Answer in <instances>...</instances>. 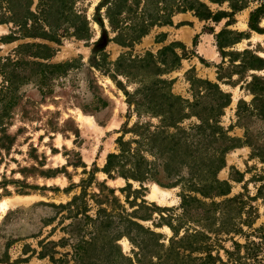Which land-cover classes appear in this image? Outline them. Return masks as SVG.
I'll use <instances>...</instances> for the list:
<instances>
[{
	"label": "rangeland",
	"instance_id": "obj_1",
	"mask_svg": "<svg viewBox=\"0 0 264 264\" xmlns=\"http://www.w3.org/2000/svg\"><path fill=\"white\" fill-rule=\"evenodd\" d=\"M103 1H0L5 22L0 24V264H178L175 257L158 261L153 254L139 262L138 249L126 237L115 244L105 237L93 240L88 219L101 221L99 211L112 213L116 203L128 215L136 212L134 221L160 236L164 248H153L157 253L169 248L171 239L196 236L219 258L213 264H264V124L256 117L238 122L236 116L240 102L249 106L255 94L264 93V68L256 62L264 61V16L250 25L259 2L248 0L228 17L231 2L199 0L225 17L214 22L193 12L174 13L171 26L153 27L131 47H122L114 41L117 32ZM22 16L27 19L11 22ZM171 44L181 60L160 78L129 62L147 53L157 59ZM201 45L215 57L202 54ZM123 54L129 61L119 64ZM157 79L171 81L172 94L188 103L203 89L199 82L218 84L231 97L220 126L240 146L221 154L217 145L193 144L168 156L152 148L143 155L147 161L162 164L169 158L181 172L167 177L159 168L153 177L158 182L105 174L108 155L119 154L120 138H135L130 131L137 123L170 136L201 124L195 116L173 128L158 116L137 117L128 95ZM220 157L223 167L214 177L227 194L204 197L174 185L180 178L213 179L207 171ZM156 188L167 192L165 202L149 199ZM183 194L195 199L186 211ZM79 197L71 207L55 208ZM227 225L236 232L225 231ZM178 250L191 260L204 257L201 251Z\"/></svg>",
	"mask_w": 264,
	"mask_h": 264
},
{
	"label": "trees",
	"instance_id": "obj_2",
	"mask_svg": "<svg viewBox=\"0 0 264 264\" xmlns=\"http://www.w3.org/2000/svg\"><path fill=\"white\" fill-rule=\"evenodd\" d=\"M210 1L212 3H219L224 0ZM226 1L231 2L232 13L228 17H232L236 12L241 11L245 7L248 0ZM252 1L259 2V7L250 14V25L253 26L260 16H264V0ZM103 4L107 6L105 13L109 25L113 31L117 32L114 41L122 47H131L147 35L153 27L171 26V19L174 13L193 12L200 20H212L214 22H219L221 18L225 17L223 16L225 15L224 13L212 14L208 7L199 0H104ZM25 19L27 17L22 16L21 18H15L11 22L18 23L21 20L25 21ZM1 23L5 22L0 21ZM24 24L25 22L21 25L22 29L26 28L23 26ZM252 26L251 28L254 30ZM74 32L75 36H78V29ZM175 45L171 44L164 47L159 52L157 59L151 53H147L143 57H137L129 61L127 56L123 54L118 62L120 64L128 60L144 73L149 74L154 72L153 74L160 78L164 73L173 70L181 60L180 56L174 51ZM256 60L258 67L263 69L264 61L259 58H256ZM171 84V81L164 79H157L149 86L141 83V88L137 89L133 95H128L130 98L128 103L134 107L137 117L144 115L158 116L165 127L173 128L190 116L197 117L201 121V124L194 126L189 133L182 132L170 136L165 135L163 131L151 133L147 125L137 123L134 129L130 131L134 134L135 138L129 142H123L122 138H120L117 141L119 144V154L108 155L103 170L105 174L110 175L111 172L116 171L118 175L125 177V179L131 178L143 183L148 180L154 181L155 179L153 177L159 174V168H162L167 174V177L173 175L180 177L181 172L178 170V167L172 168V163L169 161V158L166 159L165 163L159 164L158 161H147L143 155L152 152V148H155L159 156L162 153L168 156V154L180 150L182 146L193 144L201 146L214 144L217 145L220 153L223 154L240 146L239 139L229 137L227 131L220 126L219 118L222 115V111L230 104L231 97L228 93L223 92L218 84H213L208 81L199 82L201 88H203L201 90L205 94L200 93V90L195 94L196 99L193 103H188L180 97L173 95L171 92ZM205 101L207 102L206 105H204ZM236 116L238 122L244 123L250 117H256L261 119L264 124V93L259 94V96L255 94L249 106L240 102ZM244 138V143L249 144L250 136L247 132H245ZM132 145L134 147H131ZM222 167L223 158L220 157L218 158V165L216 167H209L207 171L209 176H213V179L211 177H205L203 181L196 178L186 181L180 178L176 180L174 185L185 187L190 192L198 193L204 197L209 196L212 192H216V196H223L227 194V191L223 190V184L218 183L214 177L215 171ZM155 182L158 181L155 180ZM109 193L113 195L114 191L109 190ZM79 199L80 197L75 198L73 202L66 206L59 205L55 208L65 209L68 206L71 207ZM193 201H195L193 197L188 194H183V210H189ZM141 203L146 204L145 201ZM115 206V211H112V213H107L104 209L99 211L104 214L101 221L98 218L93 220L88 219L93 225L94 232L91 237L93 240L105 237V241L108 244L113 242L115 244L122 237H126L138 249L135 257L139 262H142L147 256H151V254L157 255L156 258L158 261L175 257L178 264H188L196 260H199V264H213L217 260L220 261L219 258L212 257L210 247L195 240L196 236L182 238L178 241L171 239L169 248H166L162 252H155L153 248H164L163 244L160 243V236L150 230H145L135 222L134 218H139L136 212L133 213V216L136 217H133L132 215L126 214L122 206L118 203ZM229 221L232 220L230 219ZM230 226L227 225L224 230L227 232H236ZM101 233H104V235L102 236ZM146 238L150 240L146 241ZM151 239L154 241L153 246H150L148 242ZM262 240L264 241V238ZM183 242L186 244L184 245ZM175 244L179 246L174 248ZM235 246L238 247L237 244ZM178 249H182L183 252L187 250L195 252L201 251L200 253L204 254V257L191 260ZM225 253L229 257L233 255L229 251ZM119 254L122 259L125 258L121 251H119Z\"/></svg>",
	"mask_w": 264,
	"mask_h": 264
},
{
	"label": "bare ground",
	"instance_id": "obj_3",
	"mask_svg": "<svg viewBox=\"0 0 264 264\" xmlns=\"http://www.w3.org/2000/svg\"><path fill=\"white\" fill-rule=\"evenodd\" d=\"M166 194H167V192L156 188V189L152 190V192L149 196V199H151L152 201L157 202V203L165 202L166 201Z\"/></svg>",
	"mask_w": 264,
	"mask_h": 264
},
{
	"label": "crops",
	"instance_id": "obj_4",
	"mask_svg": "<svg viewBox=\"0 0 264 264\" xmlns=\"http://www.w3.org/2000/svg\"><path fill=\"white\" fill-rule=\"evenodd\" d=\"M4 31V28L2 26H0V34L3 33ZM201 50V51H200ZM199 51L202 53V54H205V55H208L209 57L213 58L215 57V53L213 52V50L211 48H207L205 47L204 45H201L199 47Z\"/></svg>",
	"mask_w": 264,
	"mask_h": 264
}]
</instances>
